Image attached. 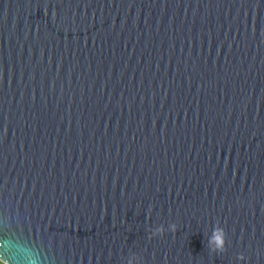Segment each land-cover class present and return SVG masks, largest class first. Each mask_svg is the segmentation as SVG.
I'll use <instances>...</instances> for the list:
<instances>
[{
  "label": "water",
  "instance_id": "1",
  "mask_svg": "<svg viewBox=\"0 0 264 264\" xmlns=\"http://www.w3.org/2000/svg\"><path fill=\"white\" fill-rule=\"evenodd\" d=\"M0 262L264 264V0H0Z\"/></svg>",
  "mask_w": 264,
  "mask_h": 264
},
{
  "label": "clouds",
  "instance_id": "2",
  "mask_svg": "<svg viewBox=\"0 0 264 264\" xmlns=\"http://www.w3.org/2000/svg\"><path fill=\"white\" fill-rule=\"evenodd\" d=\"M216 236H219V237H223V238H224V232H223V230H222V229L217 230V232H216ZM212 243H213V247H214V248H217V249L223 250V246H222V245H218V244H216L215 240H213Z\"/></svg>",
  "mask_w": 264,
  "mask_h": 264
},
{
  "label": "trees",
  "instance_id": "3",
  "mask_svg": "<svg viewBox=\"0 0 264 264\" xmlns=\"http://www.w3.org/2000/svg\"><path fill=\"white\" fill-rule=\"evenodd\" d=\"M0 264H4V263L0 262Z\"/></svg>",
  "mask_w": 264,
  "mask_h": 264
}]
</instances>
